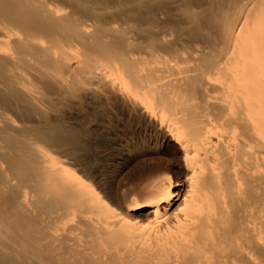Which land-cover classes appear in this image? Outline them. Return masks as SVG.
<instances>
[{
	"label": "bare ground",
	"instance_id": "1",
	"mask_svg": "<svg viewBox=\"0 0 264 264\" xmlns=\"http://www.w3.org/2000/svg\"><path fill=\"white\" fill-rule=\"evenodd\" d=\"M0 264H264V0H0Z\"/></svg>",
	"mask_w": 264,
	"mask_h": 264
},
{
	"label": "rangeland",
	"instance_id": "2",
	"mask_svg": "<svg viewBox=\"0 0 264 264\" xmlns=\"http://www.w3.org/2000/svg\"><path fill=\"white\" fill-rule=\"evenodd\" d=\"M104 122V121H103ZM94 128L92 129V130H90V136H89V138L91 139V140H89L88 141V143L90 144L89 146H90V148H91V151H92V153L91 152H89L88 154H87V156H85L86 158H85V165H86V168H88V171H87V173L89 174V177H90V179H91V177H93L92 179L94 180H90L93 184L96 182V181H99L98 180V177H97V174L98 173H96V172H98V169H99V166H101V164L103 163V161H105V160H107L108 158V155H109V152H110V149H109V152H108V150H106L105 149V147L106 146H109L110 144H109V141H115V137H114V133H113V131L109 128V127H106L105 126V128H104V130H102L103 128L101 127H95V126H93ZM97 128H98V130H97ZM100 130H102V131H100ZM95 131V132H94ZM105 133H104V132ZM97 133V134H96ZM103 133V134H102ZM99 134V135H98ZM99 137H98V136ZM93 138H92V137ZM103 137V139H101L102 137ZM105 136H106V138H107V141L105 140L106 138H105ZM101 137V138H100ZM97 138V139H96ZM110 139V140H109ZM97 141H101L100 143L98 142L97 143ZM94 142H95V144H94ZM103 142H105L107 145H105ZM93 143V144H92ZM96 144L97 145H99V146H96ZM93 146V147H92ZM101 147V148H100ZM94 148H97V149H103L106 153L104 154V157H103V155H99L96 151V149H94ZM94 150H95V152H94ZM103 150H102V152H103ZM95 156H94V155ZM98 154V155H97ZM89 155V156H88ZM105 156H107L106 158H105ZM93 157H94V159H93ZM97 157V158H96ZM87 158H89V159H87ZM97 160H96V159ZM166 157H162V158H160L162 161H160L159 162V158H156V159H154V160H152V162L150 163V166L153 168L152 169V173L153 172H158L159 173V175L156 173V175H154L155 173H153L152 175H151V177H153L154 178V176L155 177H157V176H159L160 177V180L161 181H159V179H158V183L155 181L157 178H159V177H157V178H154L155 180H150V179H153V178H150L149 180H147V182L149 181V183H151V184H154V186H155V188H154V186L152 185L151 186V184H149V186H150V189L152 188L153 190L155 189V191H156V189H157V186L155 185L156 183H157V185H158V187L162 184V182L164 183V181H165V179H167V178H169V179H171L172 181H174V184L176 185H174V192L177 194V193H179V191H180V186H179V181H180V178L178 177V175H177V173H175L176 172V168L175 167H173V163L172 162H170L171 160L168 158V160H170V161H168V160H166L165 159ZM87 159V160H86ZM99 159H101V162H98V160ZM163 159H165V160H163ZM94 160V161H93ZM157 162H156V161ZM96 161L98 162V163H100L99 165H98V163H96ZM100 161V160H99ZM164 161V162H163ZM91 162H93V163H91ZM154 162V163H153ZM155 162H156V164H155ZM169 164H168V163ZM94 163H95V165H97L96 167H95V165H94ZM165 163H167V164H165ZM171 163H172V165H171ZM171 165V166H170ZM94 166V167H93ZM92 168V169H91ZM155 168H157V170L155 169ZM159 168V169H158ZM95 169V170H94ZM91 170H92V172L96 175V178H94V174L91 172ZM96 171V172H95ZM91 172V173H90ZM139 171H137L136 170V172L135 173H138ZM92 175V176H91ZM154 175V176H153ZM177 175V176H176ZM165 177V178H164ZM162 179H164V181H162ZM151 181V182H150ZM155 183H154V182ZM176 181V182H175ZM177 181H178V183H177ZM99 184L97 185V182L95 183L96 185H94L96 188H102V189H105L106 190V187H105V184L104 183H102V182H98ZM101 183V184H100ZM142 183H144V182H142ZM140 184V187L133 193L134 195L136 194V196H134L133 194L131 195V197H130V202L131 201H134V200H136V201H140V199H141V201L143 200H147V197L149 198L150 196H151V194H150V189H148V183L146 184V187H145V185H144V187L143 188H141L142 186H143V184ZM105 187V188H104ZM122 188V187H121ZM116 189H118L120 192H122L121 191V189L120 188H116ZM140 189V190H139ZM101 191V190H100ZM119 191H118V193H119ZM139 191V192H138ZM152 192V191H151ZM104 193V192H103ZM105 193H106V195H108V193L105 191ZM105 193L104 194H102L103 196L105 195ZM152 193H154V192H152ZM138 195V196H137ZM106 198V197H105ZM107 199H108V197H107ZM140 201V202H141Z\"/></svg>",
	"mask_w": 264,
	"mask_h": 264
}]
</instances>
